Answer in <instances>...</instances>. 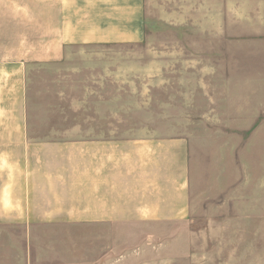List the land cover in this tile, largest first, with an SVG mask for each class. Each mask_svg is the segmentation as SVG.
<instances>
[{"label": "crops", "instance_id": "1", "mask_svg": "<svg viewBox=\"0 0 264 264\" xmlns=\"http://www.w3.org/2000/svg\"><path fill=\"white\" fill-rule=\"evenodd\" d=\"M235 1L0 0V264H102L90 233L107 231L108 216L118 217V225L185 221L199 195L219 203L232 195L264 200V154L245 162L242 177H236L235 163L234 179L230 167L202 179L207 170L198 157L192 160L184 137L155 136L139 126H92L84 105L119 102L118 79L113 94L64 64L78 45L139 44L157 25H194L196 39L210 35L228 44ZM260 7L264 25V2ZM213 46L211 52H223ZM44 66L68 72L51 81L61 112L82 113L69 126L30 121L28 73ZM106 67L112 68L86 66ZM71 80L81 82L78 92L60 95L58 88ZM236 101L237 107L245 104Z\"/></svg>", "mask_w": 264, "mask_h": 264}, {"label": "rangeland", "instance_id": "2", "mask_svg": "<svg viewBox=\"0 0 264 264\" xmlns=\"http://www.w3.org/2000/svg\"><path fill=\"white\" fill-rule=\"evenodd\" d=\"M263 2L235 1L234 33L228 44L210 35L196 39L194 25L168 24L149 29L139 44L78 45L64 64L74 65L71 69L81 76L89 75L91 86L113 94L114 77L118 79L119 102L84 105L90 107L92 126H139L155 136L184 137L192 160L198 157L207 170L202 179L211 180L210 170L220 173L226 167L234 179L235 163V175L242 177L245 162L264 154V25L258 19ZM213 44L223 52H211ZM87 65L112 68L88 71ZM56 74L68 72L44 66L28 73L29 115L36 126H69L74 116H82L81 111L61 112L57 106L56 82L51 81ZM80 86V81L71 80L58 89L60 95H73ZM242 99L245 104L237 107L236 100ZM253 186L251 181V192ZM202 196L185 221L118 225V217H106L108 230L90 233L93 251L99 253L95 257L102 264H264L261 196L232 195L229 202L226 196L222 203L200 200Z\"/></svg>", "mask_w": 264, "mask_h": 264}]
</instances>
